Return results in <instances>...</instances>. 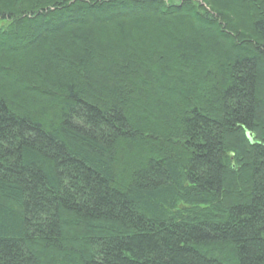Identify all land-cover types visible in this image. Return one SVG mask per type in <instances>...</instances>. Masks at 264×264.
<instances>
[{"label":"trees","instance_id":"16d2710c","mask_svg":"<svg viewBox=\"0 0 264 264\" xmlns=\"http://www.w3.org/2000/svg\"><path fill=\"white\" fill-rule=\"evenodd\" d=\"M176 1L0 0V264H264V0Z\"/></svg>","mask_w":264,"mask_h":264},{"label":"rangeland","instance_id":"374dc122","mask_svg":"<svg viewBox=\"0 0 264 264\" xmlns=\"http://www.w3.org/2000/svg\"><path fill=\"white\" fill-rule=\"evenodd\" d=\"M194 2V1H193ZM165 4L166 5H170V4H179V1L176 0H165ZM194 4V3H193ZM195 6V5H194ZM209 10V9H208Z\"/></svg>","mask_w":264,"mask_h":264},{"label":"bare ground","instance_id":"6f19581e","mask_svg":"<svg viewBox=\"0 0 264 264\" xmlns=\"http://www.w3.org/2000/svg\"><path fill=\"white\" fill-rule=\"evenodd\" d=\"M192 1L196 2L197 0H192ZM199 3H200L201 5H204V7H205V5H206V3H202V2H200V1H199ZM205 8L208 9L209 7H205Z\"/></svg>","mask_w":264,"mask_h":264}]
</instances>
